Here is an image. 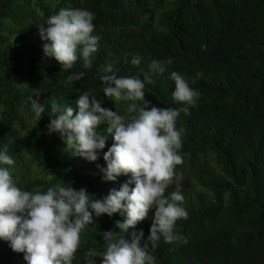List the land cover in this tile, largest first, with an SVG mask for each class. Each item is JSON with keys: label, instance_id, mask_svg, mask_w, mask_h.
I'll use <instances>...</instances> for the list:
<instances>
[{"label": "trees", "instance_id": "obj_1", "mask_svg": "<svg viewBox=\"0 0 264 264\" xmlns=\"http://www.w3.org/2000/svg\"><path fill=\"white\" fill-rule=\"evenodd\" d=\"M155 1L0 0V150L6 145L15 161L3 166L18 187L30 192L69 184L86 189L90 199H103L119 190L130 175L105 181L101 171L111 134L98 159L89 161L67 148L59 134H49L51 104L78 111L76 100L88 92L102 107L127 117L132 101L115 103L103 95V67L112 63L117 77L143 80L158 60L165 71L145 84L147 110L186 106L173 99L172 72L185 77L200 96L190 114L182 112L176 122L184 130L183 163L176 173L181 206L188 213L176 222V232L187 243L167 244L161 237L152 253L156 264H264V0H167L159 8ZM76 8L94 14L98 50L90 57L91 67L80 56L63 71L44 54L43 45L50 41L41 39L39 26L46 27L61 9ZM134 57L139 65L131 63ZM81 72L80 80L68 81ZM29 98L44 106L42 117L33 113ZM107 126L99 125L98 133L106 134ZM174 191L175 181L165 196ZM154 211L120 235L130 238L143 230L147 239ZM118 220H123L119 213L94 218L72 264H87L88 252H104L102 234L119 231ZM24 255L0 239V264H27Z\"/></svg>", "mask_w": 264, "mask_h": 264}, {"label": "clouds", "instance_id": "obj_2", "mask_svg": "<svg viewBox=\"0 0 264 264\" xmlns=\"http://www.w3.org/2000/svg\"><path fill=\"white\" fill-rule=\"evenodd\" d=\"M94 14L82 8L61 9L39 26L44 54L54 57L63 71L72 69L80 56L84 66L91 67L90 59L98 50L99 36L93 35ZM133 65L140 64L134 57ZM168 64L172 60L167 61ZM164 65L153 60L144 79L117 77L113 64L103 67L100 80L106 85L103 95L118 101H132L126 109L128 116L101 106L96 95L84 92L76 100L78 111L71 106L51 104L54 116L47 125L49 134L63 137L67 148L77 155L96 161L98 150L106 146L108 134L113 143L104 152L106 168L101 169L105 181H115L121 175L130 179L119 190L112 189L103 199H90L86 189L75 190L69 184L49 187L45 192L22 190L13 180L8 167L15 161L5 145L0 150V239L10 241L13 251L25 253L27 264H72L81 246V235L94 218L102 215L112 217L119 213L123 220L116 221L119 231L104 232L106 250L98 255L85 254L87 264H156L152 254L163 238L167 244L187 243L176 232V222L187 219L188 213L181 206L184 200L180 191L176 166L183 163V129L176 122L183 112L197 105L200 93L194 90L187 79L177 72L171 73L175 83L174 101L186 105L182 108H157L145 99V84L154 83L153 74H162ZM84 73L68 76V81L80 80ZM31 100V110L37 117L45 112L36 99ZM137 101L142 102V105ZM75 111V114H74ZM107 123L106 134L98 133V126ZM176 183V191L170 198L166 189ZM131 187L130 185H133ZM154 209L150 234L132 232L129 238L120 233H129L145 220ZM143 241V242H142Z\"/></svg>", "mask_w": 264, "mask_h": 264}, {"label": "rangeland", "instance_id": "obj_3", "mask_svg": "<svg viewBox=\"0 0 264 264\" xmlns=\"http://www.w3.org/2000/svg\"><path fill=\"white\" fill-rule=\"evenodd\" d=\"M166 1H167V0H156V1H155V6H156L157 8H159V7L163 6V5L166 3ZM26 121H29V120L26 119ZM27 127H29V122H28L27 125L24 124L22 130H24V129L27 128Z\"/></svg>", "mask_w": 264, "mask_h": 264}]
</instances>
